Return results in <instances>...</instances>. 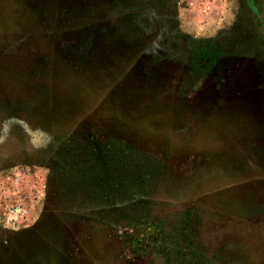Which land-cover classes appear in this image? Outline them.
I'll use <instances>...</instances> for the list:
<instances>
[{"label":"rangeland","instance_id":"rangeland-1","mask_svg":"<svg viewBox=\"0 0 264 264\" xmlns=\"http://www.w3.org/2000/svg\"><path fill=\"white\" fill-rule=\"evenodd\" d=\"M0 264H264V0H0Z\"/></svg>","mask_w":264,"mask_h":264}]
</instances>
